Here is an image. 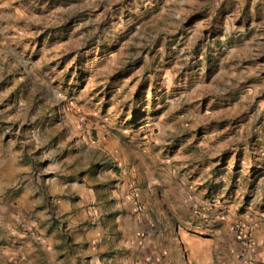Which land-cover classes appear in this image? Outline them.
I'll list each match as a JSON object with an SVG mask.
<instances>
[{"label":"rangeland","instance_id":"obj_1","mask_svg":"<svg viewBox=\"0 0 264 264\" xmlns=\"http://www.w3.org/2000/svg\"><path fill=\"white\" fill-rule=\"evenodd\" d=\"M6 152L0 209L20 216L0 224V264H94L47 189L108 202L116 178L162 206L164 234L219 231L264 264V0H0ZM26 187L37 206L14 208ZM53 232L69 245L45 256Z\"/></svg>","mask_w":264,"mask_h":264},{"label":"crops","instance_id":"obj_2","mask_svg":"<svg viewBox=\"0 0 264 264\" xmlns=\"http://www.w3.org/2000/svg\"><path fill=\"white\" fill-rule=\"evenodd\" d=\"M8 158L7 152L0 156V183L14 174ZM94 190L86 184L79 185L73 191L80 193L82 198L71 201L59 199L60 193L65 194L61 185H50L47 189L48 195L53 198L54 208L68 219L72 240L70 246L80 252L75 255L77 262L88 257L94 264H111L113 244L115 264H173L168 257L164 258L165 254L180 256L183 247L187 252V262L177 264H244L236 243L232 253L225 252L219 231L205 235L178 227L164 234L162 206L158 202L152 204L145 200L140 190L132 192L123 179L116 178L112 183L111 200H106L108 202L98 201ZM25 201L33 208L37 206L34 190L27 187L22 190L14 198V208H20ZM44 204L47 206L49 203ZM45 211L44 207L43 214L34 216L46 217ZM17 215L20 216L17 210L9 208L4 211L1 208L0 224L10 220L13 222ZM11 232L15 238L16 235L21 237L19 233ZM5 241H8L7 238ZM43 242L42 254L45 256L56 255L57 245L63 244L66 249L69 245L67 239L63 240L61 233L57 232L45 236ZM64 253L67 254V250ZM56 263L52 259L47 260V264Z\"/></svg>","mask_w":264,"mask_h":264},{"label":"built area","instance_id":"obj_3","mask_svg":"<svg viewBox=\"0 0 264 264\" xmlns=\"http://www.w3.org/2000/svg\"><path fill=\"white\" fill-rule=\"evenodd\" d=\"M58 222H59V224H60V225H61V227H62V224H63V223L61 222V220H58Z\"/></svg>","mask_w":264,"mask_h":264}]
</instances>
